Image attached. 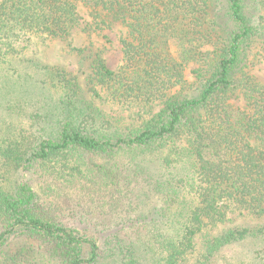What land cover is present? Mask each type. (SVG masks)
<instances>
[{"label": "trees", "instance_id": "trees-1", "mask_svg": "<svg viewBox=\"0 0 264 264\" xmlns=\"http://www.w3.org/2000/svg\"><path fill=\"white\" fill-rule=\"evenodd\" d=\"M84 10L125 33L119 70L84 56L82 86L27 55L36 38L69 43ZM258 42L264 0H0V264H214L248 241L264 264ZM11 89L56 99L29 113Z\"/></svg>", "mask_w": 264, "mask_h": 264}, {"label": "rangeland", "instance_id": "rangeland-1", "mask_svg": "<svg viewBox=\"0 0 264 264\" xmlns=\"http://www.w3.org/2000/svg\"><path fill=\"white\" fill-rule=\"evenodd\" d=\"M83 13H86V11L84 10ZM84 15L85 18L82 21L84 24L73 31L69 43L65 44L59 42L42 41L36 38L33 39L35 41V45H33L32 49L27 55L28 58L31 59L36 65L58 66L66 69L68 72L76 75L79 78L82 86L86 85L88 77L92 74L88 67L89 61L84 59V56L87 58L91 55V53L95 55L99 54L110 70H119V68L123 65L122 45L120 39L125 33V27H123L121 23L113 21H111L110 25L108 26H101L102 29L100 28V30L91 28V26L85 25V22L89 20L87 13ZM73 49H80L85 53L80 54ZM250 57V61L255 63L253 74L259 79L260 82L264 83L263 44L258 42L253 47ZM25 67L31 66L27 63L22 64L20 70L21 73L28 72L34 76V80L41 79L42 76L40 75V71L33 68L25 70ZM23 77L25 78V75H23ZM9 79L6 81V77L0 73V86H2L4 83L6 86L10 82ZM25 80L20 81L21 84L25 83V88L22 90L28 88V84L30 85L31 82L34 83V81L31 79L28 83L25 82ZM31 89L34 90L36 88L32 87ZM31 89H29L27 93L22 94V96L16 95V93L22 91L21 89H11L9 91L12 93V95L9 96V98L12 100L13 97L17 96L24 101V98L26 97L30 103H27L28 100L27 102L24 101L25 103H23V106L29 113H34L37 109H39V107H41V105L45 104L44 99H48V104H54L55 101H52L50 98L52 97L53 99H56L55 96L52 95L51 97L49 96V98H47L45 94L40 95L38 92H34ZM87 99H91V97L87 95ZM95 102L99 108H101L105 113H108V115L111 117H114L119 113V109L110 101H108L105 96H103L102 100L96 99ZM123 116L127 117L125 114H123ZM6 119L7 122L12 121L16 127H18V129H24L26 130V133H28L27 125L30 122L29 117L12 116L7 117ZM0 173H3V170H0ZM18 178L19 174L18 176L15 174L11 176L8 175V179H11L12 182H15ZM260 249L261 248H259V246H257L254 242L248 241L242 245L233 246L224 250L214 264H242L244 261V263L249 264V259L253 256V251ZM153 255L155 257V254ZM153 255H151V259L153 258ZM149 259L150 257L148 260ZM147 261H142V264H149ZM150 264H154L153 261H151ZM190 264H193V261H191Z\"/></svg>", "mask_w": 264, "mask_h": 264}]
</instances>
